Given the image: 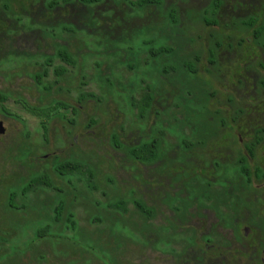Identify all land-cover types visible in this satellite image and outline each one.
Here are the masks:
<instances>
[{
  "label": "rangeland",
  "instance_id": "rangeland-1",
  "mask_svg": "<svg viewBox=\"0 0 264 264\" xmlns=\"http://www.w3.org/2000/svg\"><path fill=\"white\" fill-rule=\"evenodd\" d=\"M50 1L52 0H45V4ZM211 1L185 2L190 5L189 14L184 18L183 26L175 30L176 36L190 39L188 53L205 52L198 65V78L212 81L219 92L213 99L212 113H209L208 118L213 116L215 108L220 105L222 108L226 107L228 112L233 111L230 104L226 103L227 98L221 97L230 90L228 80L231 83V79L233 84L239 85L236 94L237 106L246 109V115L252 114L251 104L264 105V90L261 88L264 70L259 65L264 63V50L255 44L251 31L244 29L240 20L255 14L261 16L263 22L264 0H225V7L223 6L215 16L219 25L207 26L202 21V14L208 9ZM5 2L0 0V90L11 95L4 106L20 120L6 119L0 113V121H3L12 135L8 146H4L5 150H10L9 164H14L16 172L27 169L29 175L16 178L14 185L6 186V192L10 191L17 196L13 202L14 214L9 221L2 217L7 216L4 213L6 193L0 188V235L7 227L10 231L9 238L0 236V264H110L109 261L113 264H151L158 260H168L164 255L161 257L157 249L168 253L173 251V244L171 241L155 243L156 237L152 233L154 220L150 221L147 227L132 203L128 204V213L126 216L121 215L123 217L113 211L110 214L103 208L107 207L109 201L128 197L131 188H143L133 176L142 173L145 175L146 170L126 162L123 151L114 147L112 135L120 131L121 127H125L126 142L130 145H134L139 136L137 110L129 107L132 93H128L130 90L127 89L137 87L142 80L146 81L149 87L158 84L157 77L150 79L146 75L151 73V64L146 65L143 70L141 53L147 51L143 41L156 38L157 32L163 30L162 26L155 24L153 30L148 26L126 28L123 30L125 40L114 45L116 49L110 52L108 49L111 46L105 42L99 43L98 38L88 35L87 28H65L70 29L69 32H75L77 37L71 41L73 50L80 57L87 53L86 59L80 58L73 74L63 77L59 86L61 89L56 87L52 93H46L33 80V76L41 71V68L34 64L42 61L39 57H31L28 54L53 53L56 50V42L49 37H59L65 31V24L61 26L53 22L58 15L66 16L70 9L58 14H42L38 12L39 0H10L11 9L5 11ZM179 4L182 5L181 2ZM241 41L243 45L239 44ZM217 42H223L224 48L217 56L216 64L212 65L208 60L207 50L214 48ZM229 44H232V48ZM106 51L107 54H104ZM253 51L257 54H252ZM106 63L112 68L111 74ZM175 64L173 67L179 71L174 74L173 82L180 85V94L174 98L177 102L178 98L180 100L188 99V96L193 97L194 91L190 82L181 83L183 73L180 74L181 69ZM130 66L134 68L133 72L128 68ZM54 79L55 76L50 74L48 81L52 82ZM86 93H91L94 97L80 101ZM196 96L200 99L201 94L197 92ZM136 98H140V94L136 93ZM158 100L160 104H156L150 114L146 124L147 130L151 127L156 110L160 111L163 105L170 104L169 96ZM191 100L194 99L187 100L183 106L186 111H205L204 103L197 104ZM24 101L28 103L25 104ZM56 101L66 102L74 107L77 113L71 108L54 105ZM62 114L64 118H61ZM165 114L171 115L172 110L168 109ZM184 116L177 114V117ZM92 121L94 123H91ZM42 122H45L49 129L47 140L44 137ZM206 126L202 124V127ZM171 129L170 132L174 133L173 127ZM183 136L184 134L179 133L180 139ZM193 137L194 132L190 138ZM6 154L4 151L5 159ZM175 155L177 152L167 158L165 163L169 164L176 158ZM61 160L90 166L95 171L99 190L92 192L93 189H90L82 172L59 176L66 182L72 178L78 186L77 191L73 190L78 194V202L73 208L76 214L75 223L63 224L59 229L54 222L53 211L65 199L64 195L52 198L53 190L46 185L35 188L25 196L23 194L29 179L43 174L46 169L54 170ZM5 165V161L0 160V168ZM159 169L160 173L155 172L153 180L161 183L162 178L166 177L165 185L170 190V195H173L171 192L180 195L179 193L184 191L182 185L173 187V181L167 180L169 172H162L160 167ZM49 173L60 186H66V183L56 178L52 172ZM147 174L152 172L149 170ZM111 178L115 183L110 181ZM193 182L194 178L187 181L185 186L188 188ZM200 182L203 183L201 180ZM160 183L158 182V185H161ZM90 191L92 194H89ZM167 200L162 199L164 202ZM98 202L101 205H98ZM162 209L165 215L160 214L155 222L159 226L167 225L172 221L171 217H174L168 205H162ZM203 210L210 211V218L205 215L209 221H204L203 224L190 219V223L174 222L176 235H180V239L177 236L172 238L175 244L183 242L180 228L197 230V242H200L201 234L216 220L209 207L200 211ZM103 214L105 221H102ZM161 232L168 235L171 227H162L159 230V233ZM186 240L191 242L188 236ZM3 242L7 246L3 247Z\"/></svg>",
  "mask_w": 264,
  "mask_h": 264
},
{
  "label": "flooded vegetation",
  "instance_id": "flooded-vegetation-1",
  "mask_svg": "<svg viewBox=\"0 0 264 264\" xmlns=\"http://www.w3.org/2000/svg\"><path fill=\"white\" fill-rule=\"evenodd\" d=\"M5 1V3H9L10 0ZM52 1L56 3L54 7L49 5ZM52 1L45 4V0H39L38 12L58 14V12L61 13L63 10L70 9L66 16L58 17V15L53 23L61 26L65 24L63 30L69 27L87 28L88 35L91 34L95 36L94 38H98L99 43L105 42L111 46L108 49L109 52L116 49L113 47L114 45L125 40L123 30L126 28L148 26L153 30L154 25L158 24L163 29L161 32H157L156 38L143 41L147 51L141 53L143 70L146 65L151 64V73L146 72V75L150 79L157 77L159 79L158 84L149 87L148 83L142 80L137 87L132 86L127 89L130 90L128 93H132L129 107L132 110H137L139 125L137 132L139 136L135 144L130 145L126 142L125 127H121L120 131L112 135L114 147L123 151L126 162L129 161L131 164L146 170L145 175L142 173L139 176L136 175L137 177L133 176L143 188H131L128 197L109 201L107 207L103 208H106L111 214V211H114L111 204L118 200H124L127 202V206L129 203L133 204L136 213L143 221L145 219L144 214L140 213L137 205H144L151 211L150 221L154 220L155 224L152 229V233L156 237L155 243L171 241L173 244V251L168 253L157 249L161 257L164 255L168 257V260H158L151 264H264V105L255 106V103L251 104L252 114L246 115L247 110L239 108L236 103L239 85L233 84L231 79V83L228 80L230 90L224 96L221 95V92L220 95L222 98H227L226 103L230 104L233 111L228 112L226 107L222 108L220 105L215 108L213 116L208 118L209 113H212L213 99L219 92L215 89L212 81L198 78L199 69L194 78H190L189 74H184L186 73L184 69L180 70V73H183L181 83L185 84V82L191 81L190 85L194 91V96H188V99L181 98L179 100L178 98L177 102L174 100L180 94L179 83L173 82L174 63H182L185 57L196 54L187 52V49L190 48V39L185 36H176L175 33L176 29L183 26L184 18L189 14L190 5L185 4L189 0H176V2L175 0H149L147 4H143L145 0ZM180 2L182 5L179 4ZM214 2L218 3L217 16L220 9L225 7L226 1L212 0L208 8H211ZM5 3L3 7H5ZM206 11L207 8L204 12ZM240 24L244 29L251 31L255 44L264 50V21L261 22V16L252 14L247 19L240 20ZM213 25L218 26L219 20L216 19V23ZM68 30L70 29H65L59 37H49L56 42V50L53 53L28 54L31 57H39L42 61L34 64L41 68L40 72L44 71L43 66H50L49 75L44 79L45 87L42 88L37 84V75L33 76V80L43 92L52 93L56 87L61 85L65 75L73 74L74 69L79 65L80 58L86 59L87 53L80 57L77 52H74L71 41L77 36L73 30L70 32ZM223 42H217L214 48L207 50L208 60L212 65L216 64L217 56L224 48ZM239 44L243 45V41ZM228 46L232 48V44ZM60 49L68 51L71 60L77 62L75 66L63 61L57 52ZM104 54H107V51ZM124 54L126 55L127 52ZM204 54L205 52L199 53L200 62ZM252 54L257 53L253 51ZM170 63L172 65L169 66ZM106 65H108L111 74L112 68L109 64L106 63ZM259 65L264 70V63H259ZM60 66L67 69L66 74L59 79L55 77L52 82H49L50 74L55 76L56 67ZM133 71L131 70V72ZM54 82L56 85L51 87L50 92H48L47 87ZM59 88L61 89V87ZM261 88L264 90V81ZM0 92L6 93L1 90ZM197 92L201 94L200 99L196 96ZM136 93L140 94V98H136ZM8 95L9 100L11 95ZM165 96H169L170 104L163 105L160 111L156 110L151 127L147 130L146 124L150 114L153 113L156 104H160L158 98ZM145 97L149 99V107L148 112L142 115L140 106ZM191 98L194 99L191 101L197 102V104L204 103L205 111L198 113L186 111L183 106ZM56 102L64 103L67 108H71L74 113H77L76 109L66 102ZM137 102L138 104H136ZM24 103L27 104L28 102L24 101ZM168 109L172 110L171 115L165 114ZM256 112H258L257 115ZM259 112L262 114L259 115ZM178 113L185 116L177 117ZM4 116L6 119L11 118ZM202 124L207 125L206 128L202 127ZM171 127L174 129V133L170 132ZM193 132L195 137L190 138ZM179 133L184 134L182 139L179 138ZM199 133L200 135H198ZM11 136L3 121H0V160L6 163L3 168H0V188H3L6 193L4 201L6 212L4 213L7 215H2V217H6L7 221L11 220L10 218L14 214V205L11 202L14 199V193L6 192V186L14 185L16 178L29 175L27 169L16 172L14 171V164H9L10 150H5L4 146L8 144ZM114 139H117L119 143L116 144ZM4 151L7 152L6 159L3 157ZM174 152H177L176 158L170 161L171 164L165 163L167 158L173 156ZM180 158L182 159L180 160ZM159 167L162 168V172H169L170 175L167 176V180L173 181V187L182 185L184 191L179 193L180 195L174 192H171L173 195H170V190L165 185L166 177L162 178L161 183L153 180L155 172L160 170ZM149 170L152 172L150 175L147 174ZM49 172H52L56 178L58 177L52 168L43 172V174L47 173L52 180L53 192L51 197L54 198L59 193L65 196L68 201L67 208L70 207L68 209L71 210L69 215L73 220L76 217L73 208L78 202V194L73 190L77 191L78 186L74 184L72 178L67 182L58 178L66 183V186L62 187L58 181L53 180ZM193 178L194 184L187 188L185 183ZM110 181L115 183L112 178ZM158 182L161 185H158ZM95 191L96 189H93L92 192ZM92 192L90 191L89 194ZM23 195L25 196V194ZM70 196H72L71 199ZM164 198L168 200L162 201ZM97 204L101 205L99 202ZM164 204L170 207L174 217H171V222L167 221V225L159 226L155 222L160 214L165 215V211L162 209ZM205 207H209L214 212L212 213L216 220L201 234L200 242H197V230L180 228L183 242L179 245L175 244L172 238L174 239L176 236L179 238L180 235H176L174 222L187 221L190 223L193 220L203 224L204 221H209L205 215H209L210 218V211H200ZM127 213L126 211H118L120 216H126ZM54 218H56L55 214ZM105 220V214H103L102 221ZM149 222L144 224L149 227ZM162 227H171V232L168 235L159 233ZM9 233L7 227L0 236L9 238ZM186 236L191 242L186 240ZM2 245L3 247L7 246L4 242ZM109 263L112 262L109 261Z\"/></svg>",
  "mask_w": 264,
  "mask_h": 264
},
{
  "label": "trees",
  "instance_id": "trees-1",
  "mask_svg": "<svg viewBox=\"0 0 264 264\" xmlns=\"http://www.w3.org/2000/svg\"><path fill=\"white\" fill-rule=\"evenodd\" d=\"M148 2H149V0H145V2L143 4H147ZM49 5L51 7H54L56 5V3L54 1H52L49 3ZM4 6H5L4 7L5 11H9L11 9V6L9 3H5ZM218 9H219L218 3L214 2L212 4L211 8H208L206 12H203L202 21L207 26H211V25L216 23V17L215 16L218 12ZM250 21H253V20H250ZM57 52L61 56V58L63 59V61L65 63L73 64V66L76 65L77 62L71 60V58L68 55L67 50L60 49ZM176 56H177V53H176ZM199 62H200V55H199V53H196V54L189 55L188 57H185L184 60L182 61L183 64L181 62H178V63L176 62L175 65L179 66L181 70L184 69V71L186 72L184 74H189L190 78H194L196 75V71L198 70ZM43 67H44L43 72L36 73L37 84L42 88L46 86L44 83V79L47 75H49V72H50V66L45 65ZM128 68L132 71L134 69L131 66ZM174 70H175V74L177 73V71H179V69H176V67H174ZM66 72H67V69L64 66L56 67V70L54 72L56 79L63 77L66 74ZM182 75H181V81L183 78ZM190 83H192V82L190 81ZM54 85H56L55 82L50 83V86L47 87L48 92H50L51 87H54ZM83 85H85L84 82H83ZM92 97H94L93 94L86 93L84 95V98H80L79 100L82 101V99H83V101H84L85 99L92 98ZM8 98H9L8 94L0 92V113H2L3 115L9 116L11 118L20 120V118L18 116L9 112L8 109L4 106V103L7 102ZM133 102L135 103V100H133ZM53 104L57 105V106H62L65 109L67 108V105H65L64 103H61V102H54ZM136 104H138V102ZM148 107H149V99H148V97L147 98L145 97L144 100L142 101V105L140 106L142 115H145L148 112ZM40 110H42V109H40ZM61 118H64L63 114L61 115ZM91 123H94V121H92ZM42 127L44 130V137L47 140V136H48V132H49L48 126L45 122H42ZM114 142L116 144L119 143L117 141V139H114ZM79 172H82L83 175L85 176V181H87V183L89 184L90 189L99 190V186L96 182L95 171L88 165L85 166L82 164L81 165L76 164V163L71 162L69 160H61L60 163L58 164V166L54 169V174L62 180H63V178L59 177V176L64 175L65 173H69V174L74 175V174L79 173ZM51 181H52L51 177L47 173L46 174H39L36 177L29 179V183L27 184L26 188H24V194L27 195L29 192H33V190L35 188H38L39 186H42V185H46L52 189L53 186L51 184ZM79 194H80V192H79ZM59 195H61V194L59 193ZM13 197H14V199H12V201H11L12 205H13V202L15 201V199L17 198V196H15V194H14ZM67 206H68V201L66 199H63L53 211V213L56 215V218H54V220H55L54 222H56L59 229H60V227L62 228L63 224L66 225V224L71 222L74 225V223H75L74 222L75 220L74 219L72 220L71 216L69 215V214H71V210L69 209L67 211V209H66ZM111 206H112V209L114 210L113 211L114 213H118V211L128 212L127 202L124 200H118L116 202H113L111 204ZM137 206H138L140 213L144 214V217H145L144 223L147 224L152 217L151 211L149 209H147L144 205L139 204ZM68 208H70V207H68ZM65 218H66V220H65Z\"/></svg>",
  "mask_w": 264,
  "mask_h": 264
}]
</instances>
